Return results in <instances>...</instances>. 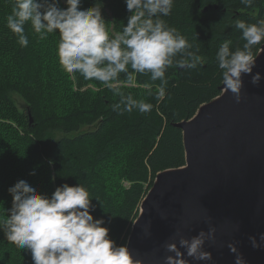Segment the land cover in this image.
I'll return each instance as SVG.
<instances>
[{"label":"trees","instance_id":"1","mask_svg":"<svg viewBox=\"0 0 264 264\" xmlns=\"http://www.w3.org/2000/svg\"><path fill=\"white\" fill-rule=\"evenodd\" d=\"M7 1L0 11V41L5 40V52L1 47L0 56L9 57L18 71L8 74L5 61L0 59V104L5 109L1 118L9 129L0 130V210L3 194L13 185L11 180L25 176L29 163L37 161L43 173L48 171L45 176L48 174L49 179L40 189H52L53 193L64 183H82L93 196L94 218L104 219L112 238L113 223L136 216L138 205L160 172L187 164L183 131L176 124L193 118L201 105L221 95L222 70L216 61L219 46L228 40L233 51L243 47L245 41L234 21L257 23L264 19V0H255L251 7L240 0H174L171 15L161 18L188 39L192 51L199 49L197 54L205 58V63L195 69L168 68L165 96L160 101L155 98L159 80L152 81L150 74L134 73L135 86H126V76L121 73V91L153 105L147 113L134 109L122 115L113 111L120 97L97 80H85L78 72L73 77L66 73L69 79L58 85L59 33L40 40L30 23L26 24L29 44L22 48L17 37L4 29L12 10V0ZM100 2L110 35L122 32L132 14L125 0ZM96 3L82 0L81 8ZM106 5L112 11L111 17ZM263 44L253 46L254 56ZM44 59L48 60L47 66ZM89 84L92 86L87 87ZM49 85L56 95L70 87L77 103L75 114L68 116L72 109L61 108L63 104L48 91ZM14 94L24 99L20 105ZM86 126L93 129L82 131ZM0 234V264H33L30 250L8 243L2 229ZM121 243L126 244V240Z\"/></svg>","mask_w":264,"mask_h":264},{"label":"clouds","instance_id":"2","mask_svg":"<svg viewBox=\"0 0 264 264\" xmlns=\"http://www.w3.org/2000/svg\"><path fill=\"white\" fill-rule=\"evenodd\" d=\"M132 13L122 32L110 35L102 15V3L81 8L82 0H12L11 13L6 17V27L17 37L22 48L29 44L25 25L46 40L49 34L59 33L57 56L63 71L79 73L85 80H97L120 97L113 105L118 114L147 113L153 105L135 99L121 91L119 76L124 73L126 86H135V75L150 74L152 81L159 80L155 98L165 96L166 70L171 67L195 69L203 66L205 58L192 51L193 45L168 26L161 17L171 15L174 0H125ZM245 7L255 0H240ZM245 41L242 48L230 49V41L219 46L216 53L218 67L222 70L225 92L231 91L237 103L243 99V75L253 73L257 56L252 49L264 41V19L257 23L234 21ZM179 56V58H177ZM131 69V71L129 70ZM264 74L251 75V83L258 85ZM148 95H152L149 91ZM31 174H35L34 172ZM56 180V175L51 177ZM12 207L6 216H0V229L8 243L19 249L30 250L33 264H144L134 258L127 244L117 245L109 235L103 218H94L93 196L82 184L64 183L56 187L51 196L38 191L26 180L20 179L8 188ZM216 229L209 228L197 236H181L179 241L165 245L169 255L165 264H197L210 261L212 254L204 249L205 242L215 237ZM254 248L264 247V233L249 238ZM228 247L237 253L235 264H246L236 244ZM186 251L187 257L185 258Z\"/></svg>","mask_w":264,"mask_h":264},{"label":"water","instance_id":"3","mask_svg":"<svg viewBox=\"0 0 264 264\" xmlns=\"http://www.w3.org/2000/svg\"><path fill=\"white\" fill-rule=\"evenodd\" d=\"M256 56L253 73L242 76L240 103L221 85L220 97L176 124L187 166L157 175L128 241L144 264H165L167 243L212 227L215 237L204 245L212 259L199 264H235L233 242L246 264H264V247L254 248L249 239L264 233V78L251 83V75L264 74V44Z\"/></svg>","mask_w":264,"mask_h":264},{"label":"rangeland","instance_id":"4","mask_svg":"<svg viewBox=\"0 0 264 264\" xmlns=\"http://www.w3.org/2000/svg\"><path fill=\"white\" fill-rule=\"evenodd\" d=\"M7 2H8L7 0H0V11H1L2 8H5V6H7ZM61 4H62V7H66V4L64 3V0H61ZM105 9H106V12L108 13L109 17H111L112 11H111L109 5H106ZM6 28L7 27H5L4 29H6ZM4 46H5V40L3 42L0 41V52H1V47L3 49V52H5ZM2 54L0 53V55H2ZM0 59L5 61L8 74H15L18 71V68H17L16 64L12 60H10L9 57H1L0 56ZM47 63H48V60L44 59L43 60L44 66H47ZM57 68L59 69V75H56L55 78H56V80L58 82V85H59L60 82H61L62 85H64L65 79H69V77L66 75V72L62 70V68H61L59 63L57 65ZM44 74H45V77L49 76L47 70H45ZM71 75L73 77V74H71ZM70 79H72V78L70 77ZM90 86H92V85L89 84L87 87H90ZM47 88H50V89H48V91H50V93H51L52 89H54V88L51 89L50 85ZM69 88L63 89L61 92H59L58 95H56L55 93H53V94L51 93V96H52V98L58 99L60 101V103L63 104L61 108H64V110H68V109L71 108L72 109L71 113L68 116H72L73 114H75L73 110H77V109L73 108V107L77 106V103L75 101V98L72 96V92L69 91ZM92 89H97V88L93 87ZM14 95H15L14 99H15L16 104L20 105L22 103V101H24V99H22L17 94H14ZM4 112H5V109L0 104V126H1L0 130L8 131L9 129L4 125V119L1 118V116L4 114ZM92 129H93V127L86 126V127L82 128V131H87V130H92ZM29 164L30 165L28 167V170H27L25 176L22 175L20 177H15L13 180H11L12 184L14 185L20 179H24L30 185L37 187L39 192H41L43 194H47L48 196H51L52 195V191H51L52 189L51 190L49 189V192L48 191L46 192V190H41L40 189L42 185H44L45 183L49 182L48 174H47V176H45V174L48 171L43 173L39 169V163L37 161H32ZM33 172L35 173L34 175L31 174ZM13 185H10V186H13ZM8 188H7L6 192L3 194V200H2V202H3L2 203L3 210L2 209L0 210V211H2L1 216H6L7 215V210H9L12 207L13 197L8 192ZM42 191H45V192H42ZM142 202H141V204L138 205L139 207H137V210L135 212V214H136L135 217H132L130 220H128L126 222H123V223H113L115 232H114V236L112 237V239L114 241H116L117 245L122 244L121 242L124 241V240H126V244L128 245V241H129L131 232L133 231L134 225H135L136 221L138 220V218L140 217V215H141V213L143 211V209L141 207ZM0 208H2V207H0ZM2 232H3V230H2ZM0 236H1V234H0ZM3 237H5L4 232H3Z\"/></svg>","mask_w":264,"mask_h":264}]
</instances>
